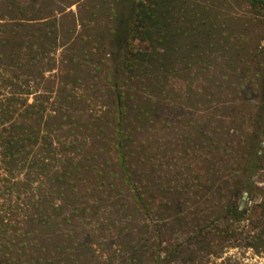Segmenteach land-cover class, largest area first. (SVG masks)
Wrapping results in <instances>:
<instances>
[{
	"label": "trees",
	"instance_id": "obj_1",
	"mask_svg": "<svg viewBox=\"0 0 264 264\" xmlns=\"http://www.w3.org/2000/svg\"><path fill=\"white\" fill-rule=\"evenodd\" d=\"M240 1L264 11L262 0ZM233 2L0 0V264H160L170 256L161 255L160 230L143 237L146 222L135 230L118 222L116 243L95 258L113 230L105 215L129 212L141 221L152 211L149 185L138 182L135 162L150 161L139 134L181 64L209 63L219 52L229 76L242 61L244 48L231 38L240 26ZM60 48L68 51L64 68ZM254 70L259 105L233 198L191 223V258L213 253L214 243L264 253V199L249 206L241 197L258 189L264 166V56ZM90 233L101 242L90 244Z\"/></svg>",
	"mask_w": 264,
	"mask_h": 264
},
{
	"label": "rangeland",
	"instance_id": "obj_2",
	"mask_svg": "<svg viewBox=\"0 0 264 264\" xmlns=\"http://www.w3.org/2000/svg\"><path fill=\"white\" fill-rule=\"evenodd\" d=\"M240 2L235 0L229 12L234 22L240 25H233L231 38L235 46L244 48L242 61L233 64L229 76L223 75L225 60L219 52L210 57L209 63L191 67L181 64L176 77L163 93V106H155L152 125L139 134L146 139L150 161L146 165L135 162L138 182L143 179L149 185L152 211L141 221L137 216L131 219L129 212L111 211L105 215L104 223L113 230L109 236H102L106 247L95 258L104 259L103 255L116 243L112 236L118 232V222L128 224L134 230L146 222L148 229H139L138 235L155 237L160 230L162 257L167 258L171 252L160 264H264V253L249 249L243 243L228 248L214 243L213 253H199L195 258H191L189 250L186 251L191 247L192 238L189 236L196 231L191 223L207 216L213 204L216 207V204L233 198L229 187L239 169L238 156L246 151L249 137L254 132L249 122L251 118L254 120V110L259 105V82L254 68L264 56V11L256 13L251 5ZM71 9L76 12L77 6ZM63 23L65 29L69 28L68 22ZM83 46L79 44V50L86 52ZM135 46L144 47L146 44L136 42ZM67 52L64 48L57 52L58 65L63 68ZM49 100L53 102V99ZM98 104L106 106L107 100ZM229 127L230 134H227ZM222 133L227 135L221 138ZM146 173L151 175L145 177ZM139 186L143 188L140 182ZM176 187L182 191L180 196L174 194ZM256 187L258 189L252 197L247 193H244L245 199L244 195L241 196L249 206L264 199V166L256 177ZM235 199L240 198L236 196ZM101 228H97L99 234ZM100 238L90 233L89 242L99 243ZM133 239L138 238L133 234ZM174 249L180 253L172 251Z\"/></svg>",
	"mask_w": 264,
	"mask_h": 264
},
{
	"label": "water",
	"instance_id": "obj_3",
	"mask_svg": "<svg viewBox=\"0 0 264 264\" xmlns=\"http://www.w3.org/2000/svg\"><path fill=\"white\" fill-rule=\"evenodd\" d=\"M245 197H246V194L244 195L243 199H245Z\"/></svg>",
	"mask_w": 264,
	"mask_h": 264
}]
</instances>
